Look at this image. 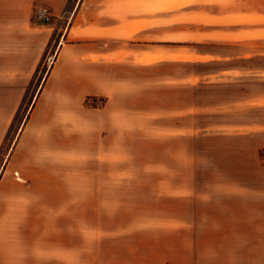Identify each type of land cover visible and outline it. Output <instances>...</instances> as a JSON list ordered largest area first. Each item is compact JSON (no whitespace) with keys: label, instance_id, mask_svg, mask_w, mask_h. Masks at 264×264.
<instances>
[{"label":"crops","instance_id":"0c3cea01","mask_svg":"<svg viewBox=\"0 0 264 264\" xmlns=\"http://www.w3.org/2000/svg\"><path fill=\"white\" fill-rule=\"evenodd\" d=\"M159 1L0 0V153L51 38L59 35L53 66L0 164V264H75L89 256L91 202H111L106 189L116 180L91 178L87 162L61 163L52 157L59 153L58 108L71 110L88 96L108 99L105 107L85 114L81 139L98 140L93 153L132 155L122 150L123 142H140L150 146L145 154L159 156L147 164L161 168L158 182H130L161 187L169 201L188 198L210 207L213 196L221 197L170 195L167 188H231L222 197L228 223L264 217V192L258 189L264 183V36L254 35L264 28L233 21L215 30L223 36L170 38L171 20L155 19L164 10ZM39 5L49 6L51 23L33 21ZM132 86L143 89L132 91ZM154 88L160 90L158 97ZM43 107L51 110L39 124L37 112ZM69 129L66 122L67 138L73 137ZM28 139L34 142L27 144ZM48 154L44 162L29 157ZM192 217L202 219L197 211ZM47 218L53 225H43ZM255 228L238 233L226 228L225 234L230 240L258 236L252 244L259 247L264 228ZM183 229L181 234L191 231ZM198 233L199 238L209 234ZM44 234L50 238L43 239ZM198 256L177 254L161 258L160 264H264V258ZM144 257L145 262L154 259Z\"/></svg>","mask_w":264,"mask_h":264},{"label":"rangeland","instance_id":"374dc122","mask_svg":"<svg viewBox=\"0 0 264 264\" xmlns=\"http://www.w3.org/2000/svg\"><path fill=\"white\" fill-rule=\"evenodd\" d=\"M159 2L164 4V10L159 11L158 17L155 14L158 11L155 10V19L163 17L171 20L170 38L174 39L193 38V40H197L209 35L223 36L215 30L220 24L233 21L248 20L253 23L256 22V24L260 23L261 27L264 28V22H261L264 21V0H160ZM40 7L49 8L47 5L37 6L34 9L33 21L41 25L51 23L52 17L50 22H38L36 20L35 13ZM189 20H197L200 24L194 26V23ZM65 24L66 20H62L59 26L64 27ZM254 35L264 36V30H259ZM58 36L55 33L51 38L31 87L27 91L26 105L23 111L17 113L6 133V141L0 153V164L4 162L8 148L13 144L25 119L33 109L32 97L37 94L39 85L47 77L53 66V57L59 41ZM249 50H252L251 47H249ZM132 87V91L139 92L143 89L141 86L138 88ZM153 90L155 92L154 96L158 97L160 95L159 88ZM150 91L152 90L150 89L149 93ZM107 100V97L103 95L88 96L84 103L75 104L71 110L64 107L58 108V116L62 123L58 125L59 153L52 156L57 157L55 161L61 163L87 162L90 165L91 178L99 177L107 181L116 180L115 186L109 185L106 189L107 198H111V202L105 204L91 202L89 256H84L83 260L81 258L79 260L75 259V264H160L161 258L162 260L167 257L172 258L176 257L177 254H185L189 257H199L198 255H201L202 257L217 258L219 260L231 258L263 259L264 241L263 245L259 247H254L256 245L252 244L254 243L252 239L258 236L239 235L234 236V240H230L229 236L225 234L226 228H228L227 230H234L235 233L241 232V230H255V227L264 228V217L259 220L251 218L247 220L248 222H245V220L244 224H241L242 220L235 218L234 223H228L230 220L225 219V202L222 197L231 188H167L170 195L199 193L201 199L205 198L206 195L204 194L221 197H216L219 201L217 204L216 198L213 196L215 203L211 207L210 204L203 205L200 201L193 202L189 201L188 198L186 202L185 199L184 201H178L172 199V197L169 201L163 198L161 187L143 186L139 182L137 183L139 185L130 182V179H134L135 182L139 180L145 183H156L162 178L163 173L160 167H153L152 165L147 167V164L156 162L159 159L158 155L145 154L150 147L148 144L139 142V144L129 145L127 142H123L122 150H132L134 152L132 155L115 156L93 153L98 146V140L90 138L85 141L81 139L85 114L89 110L105 107ZM50 110V107H43L37 112L40 117L39 124L49 117ZM66 122L72 126L68 133L72 130L73 137H66ZM84 128H87V125ZM154 129L160 132V129ZM27 141V144L34 142L32 139ZM261 156L264 158V153ZM29 157L35 161H49L46 160V157L49 158V154L47 156L30 155ZM118 180H121L120 186L117 185ZM258 189L264 192V183ZM98 205L101 208L100 211L97 210ZM195 211L202 219L192 217ZM196 222L199 223L197 226H195ZM44 223L49 227L53 225V220L50 218L43 219V225ZM189 224L193 225L190 226ZM248 227L250 229H245ZM183 228H191V231L187 230L186 234H181L179 230ZM113 230L122 231L115 235L110 234L109 231ZM200 231L209 234H203L199 238L200 235L198 234L201 233L198 232ZM261 237L264 236L261 235ZM45 238L49 239L50 235L44 234L43 239ZM241 238H245L246 243L245 241L242 242ZM133 246H138L139 251L133 252V249L131 250ZM181 249L184 251H181ZM147 254L148 256L149 254L153 255L154 259L150 261L148 259L145 262L144 255L147 256Z\"/></svg>","mask_w":264,"mask_h":264},{"label":"built area","instance_id":"2783aa9c","mask_svg":"<svg viewBox=\"0 0 264 264\" xmlns=\"http://www.w3.org/2000/svg\"><path fill=\"white\" fill-rule=\"evenodd\" d=\"M51 17V11L47 7H40L35 13V18L38 22H50Z\"/></svg>","mask_w":264,"mask_h":264}]
</instances>
